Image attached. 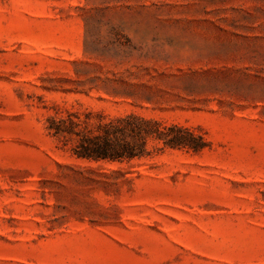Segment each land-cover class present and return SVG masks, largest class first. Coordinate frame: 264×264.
Here are the masks:
<instances>
[{
	"label": "rangeland",
	"instance_id": "1",
	"mask_svg": "<svg viewBox=\"0 0 264 264\" xmlns=\"http://www.w3.org/2000/svg\"><path fill=\"white\" fill-rule=\"evenodd\" d=\"M69 112L206 145L79 159ZM0 264H264V0H0Z\"/></svg>",
	"mask_w": 264,
	"mask_h": 264
},
{
	"label": "trees",
	"instance_id": "2",
	"mask_svg": "<svg viewBox=\"0 0 264 264\" xmlns=\"http://www.w3.org/2000/svg\"><path fill=\"white\" fill-rule=\"evenodd\" d=\"M98 122L69 112L67 117L50 116L48 129L55 136L74 139L73 154L79 159L125 161L151 154L149 140L164 146L200 151L205 147L203 136L179 124L164 125L161 121L131 112Z\"/></svg>",
	"mask_w": 264,
	"mask_h": 264
}]
</instances>
